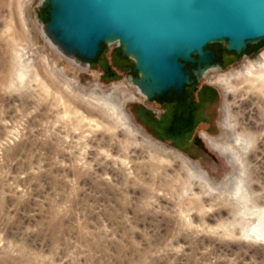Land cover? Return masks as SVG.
<instances>
[{"label":"rangeland","instance_id":"374dc122","mask_svg":"<svg viewBox=\"0 0 264 264\" xmlns=\"http://www.w3.org/2000/svg\"><path fill=\"white\" fill-rule=\"evenodd\" d=\"M40 1L0 0V264H264L247 216L264 208V42L195 83L212 100L174 145L136 115L165 111L133 62L114 44L81 68Z\"/></svg>","mask_w":264,"mask_h":264},{"label":"water","instance_id":"95a60500","mask_svg":"<svg viewBox=\"0 0 264 264\" xmlns=\"http://www.w3.org/2000/svg\"><path fill=\"white\" fill-rule=\"evenodd\" d=\"M39 7L44 35L81 68L116 44L146 102L182 97L220 70L211 46L245 57L264 42V0H41Z\"/></svg>","mask_w":264,"mask_h":264},{"label":"trees","instance_id":"16d2710c","mask_svg":"<svg viewBox=\"0 0 264 264\" xmlns=\"http://www.w3.org/2000/svg\"><path fill=\"white\" fill-rule=\"evenodd\" d=\"M223 50L225 53L223 56L221 55L223 59H221V56L219 57L217 55L220 64L223 62V64H221L222 67L227 63L225 62V57H230L225 48ZM98 57L99 55L96 60ZM194 85L186 87L182 97H176L170 93L161 100L154 99L155 101L161 102V107L165 111L164 115L158 122L153 118V114L150 111L141 108L140 112L136 113L140 122L144 125L147 124L152 129L154 128L155 131H157L155 136L163 141H169L170 139L176 140L178 138L176 137L177 135H184L186 133L194 135L199 124L198 115L200 113L199 109L202 106L201 104L206 98L212 100L210 91L207 88L202 90L199 94H196L194 92ZM165 122H167L166 126L163 129H159V126L163 125ZM170 142L174 144L171 140ZM178 148L182 147L178 146Z\"/></svg>","mask_w":264,"mask_h":264},{"label":"bare ground","instance_id":"6f19581e","mask_svg":"<svg viewBox=\"0 0 264 264\" xmlns=\"http://www.w3.org/2000/svg\"><path fill=\"white\" fill-rule=\"evenodd\" d=\"M262 59H263V62H262V69H260L258 72H259V79L258 80H260L261 81V83H259V84H263V81H264V54H263V57H262ZM90 66V65H89ZM249 68V70H250V73H251V75L253 76L255 73L253 72V69H252V67H248ZM256 71V70H255ZM253 78V77H252ZM256 81V80H255ZM217 82V81H216ZM264 86V85H263ZM122 119V118H121ZM120 119V120H121ZM122 121V126L124 127V128H126L128 131H130V127H129V125L125 122V121H123V120H121ZM142 132V131H141ZM143 133V132H142ZM144 134V133H143ZM146 137H148V136H146ZM134 139V138H133ZM140 147V146H139ZM144 147V146H143ZM151 152H153L154 154H156L157 156H158V159H160L162 162H164V163H166V164H168V166H172L173 164L172 163H176V161L172 158V157H170V155H169V153H167V154H165V155H163V154H160V153H158L157 151H155V150H150ZM221 152L222 151H228V149H227V147H222L221 148V150H220ZM164 160V161H163ZM165 164V165H166ZM187 176L189 177V176H194L193 175V173L192 172H190V171H188V173H187ZM191 178V177H190ZM198 182L200 183V184H202L201 183V181H200V179L198 180ZM247 216H250V217H253L254 219H255V221L253 222V224H254V226H253V228H252V233L256 236V237H258V238H260V239H262V240H264V208L263 209H259V211H256V212H250V213H248L247 214ZM251 222V221H250Z\"/></svg>","mask_w":264,"mask_h":264},{"label":"flooded vegetation","instance_id":"af4514ba","mask_svg":"<svg viewBox=\"0 0 264 264\" xmlns=\"http://www.w3.org/2000/svg\"><path fill=\"white\" fill-rule=\"evenodd\" d=\"M219 145H220V143H217V144H216V143L213 142V143L211 144V147H212L213 150L219 152V148H218ZM219 153L221 154V152H219Z\"/></svg>","mask_w":264,"mask_h":264}]
</instances>
